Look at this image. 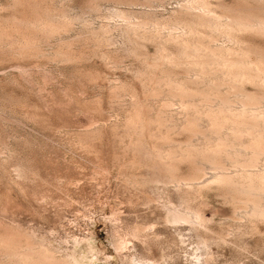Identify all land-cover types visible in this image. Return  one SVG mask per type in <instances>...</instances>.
<instances>
[{
	"label": "rangeland",
	"instance_id": "374dc122",
	"mask_svg": "<svg viewBox=\"0 0 264 264\" xmlns=\"http://www.w3.org/2000/svg\"><path fill=\"white\" fill-rule=\"evenodd\" d=\"M16 1L0 0V28L4 27V32L12 23L11 31L17 19L25 17L24 13L29 16L35 8L29 0ZM33 1L38 8L44 6L42 10L58 13L57 10L65 9L72 14L79 13L87 2ZM221 1L230 5L237 0ZM179 2L167 0L166 4L157 6V10L161 15H168ZM102 3L101 9L105 11L109 3ZM213 6L220 12L219 7ZM38 8L35 11H39ZM89 17L94 21L92 26L103 20L100 14L91 13ZM83 26L76 22L67 33L60 34L61 38L59 33L47 40L43 37V40L38 39L42 42L36 41L37 45L33 42V45L25 46L27 51L14 43L19 35L16 30L15 33L11 31L16 34L12 33V38H0V148L5 151L0 152V225L6 229L10 227V231H21L20 234L24 233L29 241H38L77 264H137L136 259H152L157 264H264V221L256 223V230L242 232L240 227L242 221L246 222L245 217L215 188L205 189L199 197L189 200L205 218L201 232L207 238L215 239V242L208 241L207 255L197 249L195 236L188 225L177 227L164 222L163 204H169L168 200L179 204L177 196L171 192L173 186L163 188L158 183L157 186L145 185L143 181L137 185L139 181L135 180L146 173L147 167L144 162L139 163L134 146L136 139L145 141L148 146L155 142V137L150 134L153 129L147 121L148 104L156 110L160 103L145 101L143 84L148 83L147 77L144 72H138H142V64L156 54V45L145 41L138 46L124 47L117 32L112 35L115 37L112 43L90 44L83 37L89 29ZM82 27L86 31L83 36L79 33L83 31ZM219 39L221 44L222 41L224 45L229 43L226 37ZM55 51L63 52V55L57 56ZM245 89L254 90L252 84H246ZM116 92L123 96L119 99ZM129 93L144 104L141 110L144 132L137 136L136 133L131 136L125 130L132 110ZM181 107L176 101L170 112L178 114ZM147 125L150 133L145 128ZM169 134L177 141L186 136L185 133ZM186 171L187 164L181 163L179 173ZM209 173L200 181L208 178ZM132 178L137 182L134 183ZM142 224H149L145 227L149 231L139 237L133 236V226ZM117 239L122 241H118L120 250L114 244ZM4 261L0 264H14Z\"/></svg>",
	"mask_w": 264,
	"mask_h": 264
},
{
	"label": "bare ground",
	"instance_id": "6f19581e",
	"mask_svg": "<svg viewBox=\"0 0 264 264\" xmlns=\"http://www.w3.org/2000/svg\"><path fill=\"white\" fill-rule=\"evenodd\" d=\"M103 1L109 3L105 11H102L100 6ZM179 1L175 8L169 10L168 15H161L157 6L166 4L167 0H87L79 9L80 12L73 14L65 9H60L59 12L56 8L58 13L42 10L44 6L38 8L35 1L29 0L32 7H37L39 11L33 8L29 16L22 12L25 17L17 19L18 25L16 24V27L13 25L15 28L11 27V31L16 30L19 34L13 42L18 43L22 49L33 45V42L36 44V41L43 40V37L47 40L58 33L60 37L62 32L67 33L76 22L89 29L86 31L90 33H87L83 26V31L79 33L83 36L82 33L85 31L87 36L83 37L87 38L90 44L101 42L103 45L111 42L115 38L112 36L114 32L120 35L124 47L133 44L138 46L145 41L155 43L156 54L142 64L144 65V69L141 67L142 72L136 69L138 74L144 72L147 77L146 86L142 83L146 88L145 101H156L160 106L155 107V110L150 106L152 104L147 103L149 111L147 121L153 131L150 133L149 125L145 128L147 127L148 133L155 137V142L148 146L145 141L135 138L136 144L133 145L136 148L133 147L137 149L135 152L139 155V163L142 161L145 167L147 166L146 173L139 178L135 175L137 178L135 180L139 181H136L137 185L143 181L146 182L145 185L160 184L163 188L173 186L174 191L172 189L171 192L175 193L179 204L175 205L169 200V204H163L165 208L163 220L177 227L182 224L188 225L195 236L197 249L203 250L201 254L207 255L205 249L209 246L208 241L212 242L215 239L207 238L201 232L202 227H205V218L193 203H189L191 197H199L203 190L215 188L226 202L231 203L235 210L245 217L246 222L242 221L243 225L240 222L242 232H252L256 230L257 222L264 221V0H237L230 5L224 4L221 0ZM213 4L219 7L220 12L214 9ZM16 8L18 9L17 6ZM91 13L103 15V20L97 26L91 25L93 21L89 17ZM1 21L3 22V19ZM3 28H0V38L9 39L8 36L12 38L13 32L6 30L4 32ZM220 37H226L229 43H226L227 45H224V41L222 44L219 43ZM55 52L54 54H59L57 56L63 55V52L61 54L60 51ZM246 84H252L254 90L247 91ZM120 93H115L119 95V99L124 92ZM129 94L132 98H130L132 110L130 109L131 115L125 130L130 135L136 133L137 136V133L144 132L141 113L144 104L139 99H133L132 93ZM176 101L182 105L180 116L179 113L170 112L171 105ZM169 133H185L186 136L184 140L177 141L172 139ZM2 149L0 148L1 154L5 152ZM181 163L187 164V171L184 174L179 173ZM205 172H210V176L200 181ZM132 180L136 183L133 178ZM145 225L142 224L144 227L134 225L133 236L135 234L139 237L140 234H144L143 232L148 230L145 227L150 226ZM9 228L7 226L6 229L4 226L0 230V261L5 260L4 262L14 264H77L68 259V256L57 255L53 249L38 241H29L30 238L24 237V233L21 235V231L14 232ZM119 239L114 244L120 250L119 242L122 241ZM136 263L157 264L152 259L146 261L136 259Z\"/></svg>",
	"mask_w": 264,
	"mask_h": 264
}]
</instances>
